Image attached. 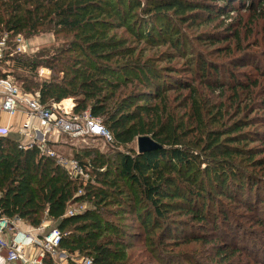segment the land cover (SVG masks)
I'll return each mask as SVG.
<instances>
[{"label":"trees","instance_id":"1","mask_svg":"<svg viewBox=\"0 0 264 264\" xmlns=\"http://www.w3.org/2000/svg\"><path fill=\"white\" fill-rule=\"evenodd\" d=\"M242 13L250 24L264 22V0H0V39L9 37V50L17 36L51 34L63 43L34 60L7 52L1 68L13 61L24 93H37L47 108L72 100L74 114L100 118L113 138L107 152L71 147L84 180L37 146L19 149L17 133L1 135L0 216L34 228L54 222L62 235L58 251L70 264L73 256L140 264L154 252L159 264H176L180 256L166 249L181 238L216 241L217 264L237 257L264 264V130L250 129L264 127V34L254 38L248 30L253 42L244 46ZM215 22L222 31L199 42L230 66L209 60L183 28ZM189 51L186 81L171 63L183 61L186 69ZM1 68L0 79L7 78ZM39 68L48 79L37 81ZM139 137L159 148H128ZM80 204L90 207L68 215ZM174 213L187 220L174 225ZM128 215L141 232L132 231ZM43 262L56 264L49 256ZM184 262L198 264L193 257Z\"/></svg>","mask_w":264,"mask_h":264},{"label":"built area","instance_id":"2","mask_svg":"<svg viewBox=\"0 0 264 264\" xmlns=\"http://www.w3.org/2000/svg\"><path fill=\"white\" fill-rule=\"evenodd\" d=\"M20 38V36H17ZM5 40L0 39V60ZM21 39H18V43ZM21 51V49H19ZM47 69H40V76L48 77ZM73 102L69 106L52 104L49 108L39 102V96L24 93L8 77L0 79V113L8 118V124L0 128V136L12 133L13 120L18 116L22 122L17 128L19 149L38 147L41 153L57 160L72 178L87 179L76 160L60 157L55 151L46 148L47 143L59 144L62 136L71 139L97 138L107 144L113 143L111 133L104 127L102 120L92 117L88 111L81 114L73 113ZM80 194V193H79ZM84 207L68 211V215L81 212ZM43 224L38 228L31 227L18 218L0 216V264H44V257L58 259L62 253L58 251L62 235L53 228L50 230ZM83 264H91L85 259Z\"/></svg>","mask_w":264,"mask_h":264},{"label":"rangeland","instance_id":"3","mask_svg":"<svg viewBox=\"0 0 264 264\" xmlns=\"http://www.w3.org/2000/svg\"><path fill=\"white\" fill-rule=\"evenodd\" d=\"M242 17L241 20H243V30L244 33L242 34V38H243V44L244 46H246L249 43L253 42V36H248V30H253L255 32L254 34V38L256 37H262L263 33V26H264V22L263 21H256L258 23L256 24H250L249 23V19L246 16V13H242ZM236 15H233V18H235ZM230 21H227L226 23H228ZM234 22V21H233ZM199 23V22H197ZM197 25V24H195ZM215 26L217 27V22L211 24V25H197V26H192L189 25V27L183 26V28L186 30V32H188V34L193 38L192 41L194 43V47L199 50L200 52H203L207 58H209V60L217 63V64H227V66H230V64L228 63V61L224 58V56L222 54L217 53V51L214 50V47H210L208 45H205L202 42H199V37H201L204 34H207L208 32H213L215 30L217 31H222V29H215ZM235 27V25H234ZM233 27V28H234ZM250 35V32H249ZM248 36V37H247ZM247 38V39H246ZM18 39H21V42L18 43ZM60 41L56 40L54 38L53 35L51 34H40L38 36H34L31 38H24L23 36L19 37H15L12 41V47L9 50L8 48V41H9V37L6 36H2L1 41L5 40L4 42V46L2 47V58L0 61H2L4 59L5 54H7V52H11L9 53V56L12 55H17L20 56L23 59H38L39 58V54L41 52H49V53H53L56 49L60 48L63 43H62V37H59ZM19 49H21V51H19ZM167 47L164 48H160L157 51L158 52H163L165 50H167ZM250 50H256V48H251ZM258 50V49H257ZM170 51V49L168 50ZM191 51H189V54L186 53V69H184L185 64L183 61H179V60H175L171 63L172 66H175L176 68H178L179 73H176L175 76H180L182 80H189V76L190 74H188L189 69L187 67V63L190 61V58L194 57L193 55L190 54ZM261 60L263 61L264 58L261 56ZM165 64H169L168 62H165ZM1 68V66H0ZM40 69L39 68L37 70V81H41L42 78H46L44 76H40ZM2 72L7 73V77L12 80L15 84H17L18 86H21V83L18 81V79H16V74L22 75V71L18 69L14 68V63L13 61H5L2 68H1ZM186 70V71H185ZM184 71L186 73H184ZM178 74V75H177ZM49 76L46 78L48 79ZM36 81V80H35ZM171 95V99L174 98V94L173 93H169ZM184 95L186 93H183ZM30 95H36L33 93H30ZM67 101V100H66ZM65 102V101H64ZM64 107H68V104H63ZM211 108V107H210ZM210 108L208 109V112H210ZM183 111H185V109H178V114L182 113ZM260 114L262 113L261 111L259 112ZM250 129L252 130H264V127H260V126H255V127H251ZM60 144L56 149L55 148H51V150L55 151L56 154H58L60 157L66 158V160L71 159V154L73 153L71 149V147H75L77 149L80 148H85V147H94L97 148L103 152H107L110 151L109 147L107 146V143L104 142L101 139H97V138H85V139H78V140H74L71 139L69 136L64 135L61 138H59ZM259 144V143H257ZM256 144V145H257ZM256 145H252V146H256ZM131 149H136L137 150V146H136V141L133 142L130 147ZM128 150V149H127ZM124 151V150H123ZM70 157V158H68ZM251 171V169H249V172ZM258 171V169L256 170ZM260 173H258L259 175ZM88 177V176H87ZM233 206V205H232ZM80 207H84V210L86 208H89L90 205L88 204H80L78 206L75 207V209H80ZM232 208V207H231ZM172 215V216H171ZM170 218L172 221L171 223H174V225H178V222L180 220H187V216L181 214V213H174L171 214ZM128 223L133 225V232H141L142 230L139 229V223H137V221H135L134 216L128 215L127 217ZM127 224V223H126ZM180 224V223H179ZM43 225L46 226L47 230H50L51 228L54 227V222H52L51 220H43ZM199 226V225H198ZM196 226L195 228V232L200 231L202 234L204 235H209L211 236V232L209 231V227L207 226L205 229H199L200 227ZM202 226V225H200ZM156 233H154L153 235H150L148 238L151 239V243H147V245H149V247H147V249L149 250L150 244H152L154 242V239L156 240ZM215 236H211L209 238H214ZM131 242V241H130ZM164 242V241H163ZM162 242V248H164V244ZM185 242L183 238L179 239L177 241L178 246L179 247H173V245H169L171 247H168V249H166L167 251H169V253L173 252V255L176 256H180L177 258V260H174V263L176 262V264H188L184 262V258L187 260L189 257H193L195 259V261L198 264H217L214 260L213 256H214V245L216 241H212L213 243L211 244H203V243H199V242H190V243H182ZM176 243V244H177ZM158 245V243L156 244V246ZM138 251H141L140 247H135L134 249H132L133 253H136ZM137 254V253H136ZM153 253H149V254H145V256H142L141 258H139L140 260V264H159L158 263V253L154 255H152ZM153 256H155L156 260L153 258ZM74 264H83L84 259L82 257H77V256H73L70 258ZM54 262L56 264H70V261L68 262V258L66 254H61L60 257H58V259L54 260ZM160 262V261H159ZM173 264V263H172ZM190 264V263H189ZM226 264H251L249 263L246 259L241 258L239 259L238 257L235 259H232V261L226 263Z\"/></svg>","mask_w":264,"mask_h":264},{"label":"water","instance_id":"4","mask_svg":"<svg viewBox=\"0 0 264 264\" xmlns=\"http://www.w3.org/2000/svg\"><path fill=\"white\" fill-rule=\"evenodd\" d=\"M136 146L138 153H143L146 151H151L159 148V146L148 137L137 138Z\"/></svg>","mask_w":264,"mask_h":264},{"label":"crops","instance_id":"5","mask_svg":"<svg viewBox=\"0 0 264 264\" xmlns=\"http://www.w3.org/2000/svg\"><path fill=\"white\" fill-rule=\"evenodd\" d=\"M68 105H69V103H68ZM22 120L23 119H22L21 116H18L17 118H15L13 120V124H14L15 127H14V130H12L13 131L12 133H14V134L16 133L17 128H18V126L20 124V121L22 122ZM7 124H8V118H7V116H5L4 114L0 113V128L5 127Z\"/></svg>","mask_w":264,"mask_h":264},{"label":"bare ground","instance_id":"6","mask_svg":"<svg viewBox=\"0 0 264 264\" xmlns=\"http://www.w3.org/2000/svg\"><path fill=\"white\" fill-rule=\"evenodd\" d=\"M64 104H68L69 103V100H67V101H65V102H63Z\"/></svg>","mask_w":264,"mask_h":264}]
</instances>
